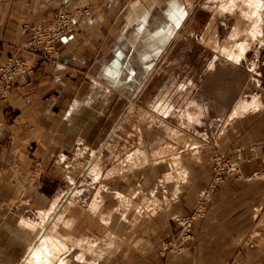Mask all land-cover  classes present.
I'll return each instance as SVG.
<instances>
[{"label":"rangeland","instance_id":"obj_1","mask_svg":"<svg viewBox=\"0 0 264 264\" xmlns=\"http://www.w3.org/2000/svg\"><path fill=\"white\" fill-rule=\"evenodd\" d=\"M253 6L250 0H194L174 28L164 6L162 26L145 29L141 45H121L134 58L124 69L125 85L115 88V109L98 118L108 120L102 134L104 144L110 141L98 161L106 178L98 183L86 174L90 164L76 161L68 179L59 166L58 180L46 189L60 188L63 199L49 220L34 215L32 245L50 230L70 242L109 241L98 251L99 264H264V212L258 213L264 207V0L256 25L248 12ZM245 42V58L230 60L227 52ZM252 95L259 96L260 110L231 118L236 100ZM215 155L237 160L243 176L221 187L206 226L184 241L176 218L197 206ZM246 157L253 159L252 171ZM118 172L120 181L112 177Z\"/></svg>","mask_w":264,"mask_h":264},{"label":"crops","instance_id":"obj_2","mask_svg":"<svg viewBox=\"0 0 264 264\" xmlns=\"http://www.w3.org/2000/svg\"><path fill=\"white\" fill-rule=\"evenodd\" d=\"M190 3L193 5L194 0H0V65L17 51L22 57H30V53L20 51L29 39L25 26L50 18L59 10L88 12L58 41V59L18 80L7 103L0 106V264L21 263L35 240L34 217L37 213L42 217L57 197L62 198L60 188L46 189L48 181L58 180L59 166L64 164L66 178L73 179L70 175L77 164L89 163V175L92 165L100 167L99 159L105 160L102 158L110 140L104 144L102 131L107 129L108 120L98 118L111 107L115 109L120 92L115 88L121 87L124 69L134 58L121 45H141L147 38L142 37L145 29L153 24L152 28L162 26L159 13H164V6L174 15L171 28L180 27ZM117 59L122 63L119 71L114 66ZM83 115L88 119L77 123L75 119ZM262 126L264 129V122ZM111 128L116 134L118 121ZM252 160L246 164L251 171ZM38 169L40 174L35 176ZM105 174L101 168L99 178L103 182ZM208 175L203 173L202 186L209 182ZM120 176L118 172L112 177L120 181ZM237 178L227 177L215 196L224 184ZM262 212L264 207L258 213ZM207 216L196 222L195 229L206 226Z\"/></svg>","mask_w":264,"mask_h":264},{"label":"built area","instance_id":"obj_3","mask_svg":"<svg viewBox=\"0 0 264 264\" xmlns=\"http://www.w3.org/2000/svg\"><path fill=\"white\" fill-rule=\"evenodd\" d=\"M86 14L88 12L81 9L59 10L50 18L25 26L29 39L25 48L18 49L30 53V57H22L17 51L1 63L0 106L7 103L10 92L18 80L28 78L39 66L58 59V41L74 30L82 20V16ZM212 160L211 177L208 185L198 195L197 206L189 214L176 218L179 230L184 235V241H188L193 236L196 222L208 215L210 203L218 187L227 177L243 176L237 160L233 161L224 155H215Z\"/></svg>","mask_w":264,"mask_h":264},{"label":"bare ground","instance_id":"obj_4","mask_svg":"<svg viewBox=\"0 0 264 264\" xmlns=\"http://www.w3.org/2000/svg\"><path fill=\"white\" fill-rule=\"evenodd\" d=\"M250 1L251 4L254 6L249 8L248 12L254 19L253 20V22L255 23L254 25H256L258 22V17L260 16L259 12H260V7L262 5V0H250ZM233 7L234 4L227 5L226 9L232 10ZM236 47L237 49L231 48V50L227 52V55L230 60L233 61L234 59L238 62L241 59L245 58L244 56L248 52L249 42L237 44ZM115 61H116L114 65L115 69L119 71L120 61H118V59ZM125 82L124 81L122 82L123 86L125 85L124 84ZM261 104L262 102L259 99L258 95H252L251 101H246L239 98L236 100L233 110L229 116H231V118L234 116H243V114L247 113L249 110H258ZM89 176H91L96 181L99 180L100 179L99 177L101 176V168L98 165H92L89 171ZM77 192L78 190L76 191L75 194H77ZM96 195H100V192L98 191V194ZM119 196H121V193H119ZM62 199L63 198L57 197L52 203L51 207L48 209V211L44 212V215L42 216L43 222L49 220V217L56 212L57 207L59 206ZM95 201L96 200L92 202V206H91L94 212L100 210V207H98ZM102 220L104 219L102 218ZM52 234L53 233L49 230V232L45 233L44 235L42 234L40 237H38L39 238V240L37 241L38 243L30 247V249L28 250L29 253L23 259L22 264H73L72 260L69 258L70 256L75 258V260L78 263L80 262L82 264H99V259L102 258V254H98V251L101 252L102 251L101 249L104 245L107 246L110 245V242L106 240L98 241L91 239H79L80 241L77 240L76 242H70V241H66L68 240V238L65 237L62 238L57 235L53 236ZM64 253L67 254L65 255ZM88 255H95L96 257L92 259L90 258L91 256Z\"/></svg>","mask_w":264,"mask_h":264}]
</instances>
